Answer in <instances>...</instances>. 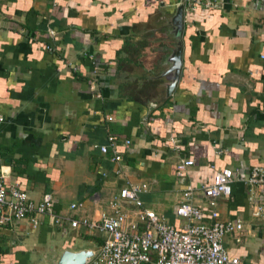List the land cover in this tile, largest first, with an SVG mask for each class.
<instances>
[{
	"label": "crops",
	"instance_id": "0c3cea01",
	"mask_svg": "<svg viewBox=\"0 0 264 264\" xmlns=\"http://www.w3.org/2000/svg\"><path fill=\"white\" fill-rule=\"evenodd\" d=\"M181 3L0 0L6 186L18 184L36 201L51 194L57 214L91 220L112 213L109 200L121 187L146 184L144 207L179 228L187 223L176 214L183 191L211 184L212 167L264 169V0L184 7L181 70L166 98L170 77L157 78L164 67L153 68L155 35L162 13ZM94 64L100 73L91 89ZM110 136L117 138L112 145ZM114 151L122 156L118 164ZM181 160L194 162L183 179L176 175ZM194 190L192 203L204 210L205 224L213 223ZM263 198L264 188L234 182L215 207L217 220L242 223L223 244L246 264H264V219L253 216L251 202ZM103 240L47 216L35 228L23 220L0 230V264H44L51 248L97 251Z\"/></svg>",
	"mask_w": 264,
	"mask_h": 264
},
{
	"label": "built area",
	"instance_id": "2783aa9c",
	"mask_svg": "<svg viewBox=\"0 0 264 264\" xmlns=\"http://www.w3.org/2000/svg\"><path fill=\"white\" fill-rule=\"evenodd\" d=\"M219 1L181 0L186 10L215 8ZM46 49L53 50L50 46H46ZM90 58L93 56L90 55ZM99 73V65L94 64L89 79L91 89L95 88ZM108 141L112 145L117 138L110 136ZM124 144L129 145L130 141L126 140ZM97 147L101 153L108 152L106 145ZM112 161L118 164L122 156L114 151ZM193 164V160H181L176 166L177 177L183 179L187 168ZM212 168L214 177L211 184H202L197 188L186 186L183 191V202L178 205L176 214L187 223L179 228L165 223L153 211L144 207L140 195L147 191L146 184L129 183L121 187L109 200L112 213L100 212L97 218L77 220L57 214L51 194H44L36 201L18 184L6 186L3 174L0 173V230L23 220L35 228L40 217L47 216L54 225L68 223L72 228L98 232L104 236V240L91 264H246L230 256L223 244L227 235L243 229L242 223L239 220H217L219 215L215 207L220 198L231 195L234 182L250 188H264V169L254 167L233 171L229 168ZM194 189L206 201L213 223L205 224L204 210L192 203ZM251 202L253 216L264 219V198ZM128 205L133 206L132 211L125 209ZM77 208L75 203L69 205L71 211Z\"/></svg>",
	"mask_w": 264,
	"mask_h": 264
},
{
	"label": "water",
	"instance_id": "95a60500",
	"mask_svg": "<svg viewBox=\"0 0 264 264\" xmlns=\"http://www.w3.org/2000/svg\"><path fill=\"white\" fill-rule=\"evenodd\" d=\"M173 9V8H170ZM163 12L160 29L155 35L157 58H154L153 68L164 70L157 74V78L170 77L166 84V98H169L178 82L181 70L182 42L181 34L184 30V6L177 5L173 10ZM97 251L92 249L74 250L66 247L62 250L53 249L43 257L44 264H91Z\"/></svg>",
	"mask_w": 264,
	"mask_h": 264
}]
</instances>
